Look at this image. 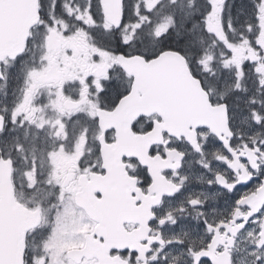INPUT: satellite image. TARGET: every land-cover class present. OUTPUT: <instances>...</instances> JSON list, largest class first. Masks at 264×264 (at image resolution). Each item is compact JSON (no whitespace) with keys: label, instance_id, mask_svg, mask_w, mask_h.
Here are the masks:
<instances>
[{"label":"snow or ice","instance_id":"snow-or-ice-1","mask_svg":"<svg viewBox=\"0 0 264 264\" xmlns=\"http://www.w3.org/2000/svg\"><path fill=\"white\" fill-rule=\"evenodd\" d=\"M0 187V264H264V0H0Z\"/></svg>","mask_w":264,"mask_h":264},{"label":"flooded vegetation","instance_id":"flooded-vegetation-1","mask_svg":"<svg viewBox=\"0 0 264 264\" xmlns=\"http://www.w3.org/2000/svg\"><path fill=\"white\" fill-rule=\"evenodd\" d=\"M127 116H131L126 114ZM122 141L127 142V135L124 134L121 136ZM108 153V150L106 149V154ZM57 167L61 169L65 168H70L71 167V162L66 160V159H58L57 160ZM111 191H112V197H113V202H112V207L104 212V216L106 221L111 222L112 219L119 214L120 211V180H119V174L117 173L112 182L111 186ZM120 239L119 233L113 229V231L110 234V242H116Z\"/></svg>","mask_w":264,"mask_h":264},{"label":"water","instance_id":"water-1","mask_svg":"<svg viewBox=\"0 0 264 264\" xmlns=\"http://www.w3.org/2000/svg\"><path fill=\"white\" fill-rule=\"evenodd\" d=\"M135 107L131 106L129 107L127 114L133 116L135 113ZM0 190H2V187H0ZM19 222V218L12 212L9 213V217H8V223H9V227L10 229H14L16 224Z\"/></svg>","mask_w":264,"mask_h":264}]
</instances>
